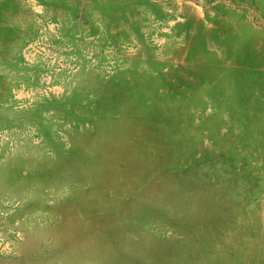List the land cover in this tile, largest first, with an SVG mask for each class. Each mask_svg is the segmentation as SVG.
<instances>
[{
	"label": "rangeland",
	"instance_id": "obj_1",
	"mask_svg": "<svg viewBox=\"0 0 264 264\" xmlns=\"http://www.w3.org/2000/svg\"><path fill=\"white\" fill-rule=\"evenodd\" d=\"M0 264H264V0H0Z\"/></svg>",
	"mask_w": 264,
	"mask_h": 264
}]
</instances>
